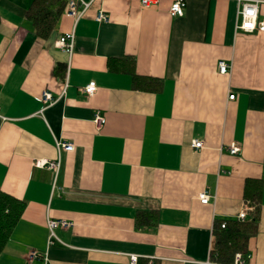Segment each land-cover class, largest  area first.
<instances>
[{"label": "crops", "instance_id": "1", "mask_svg": "<svg viewBox=\"0 0 264 264\" xmlns=\"http://www.w3.org/2000/svg\"><path fill=\"white\" fill-rule=\"evenodd\" d=\"M84 1L76 25L64 10L41 36L28 21L33 0H0V192L25 203L0 264H234L214 260L215 230L249 216L252 199L256 233L239 253L264 264V31L237 29L234 0H186L183 16L170 14L174 0ZM72 31L70 56L58 41ZM45 91L63 96L44 109ZM58 141L74 150L59 154ZM144 211L157 212L156 226H137ZM49 219L71 226L51 237Z\"/></svg>", "mask_w": 264, "mask_h": 264}, {"label": "trees", "instance_id": "2", "mask_svg": "<svg viewBox=\"0 0 264 264\" xmlns=\"http://www.w3.org/2000/svg\"><path fill=\"white\" fill-rule=\"evenodd\" d=\"M67 0H33L29 11L28 21H30L41 36H47L56 26V23L65 10ZM135 87L141 86V78L133 70L130 71ZM145 80L144 78L142 79ZM163 81L159 79H149L147 86L160 91ZM254 209L244 220L225 221V228L222 224L216 227V243L213 251L214 260L219 262H233L237 253H246L249 239L256 233L259 219L258 199L251 200ZM25 203L6 193L0 192V254L8 242L10 235L21 217ZM158 223L157 212H138L137 226L140 228L156 226Z\"/></svg>", "mask_w": 264, "mask_h": 264}, {"label": "built area", "instance_id": "3", "mask_svg": "<svg viewBox=\"0 0 264 264\" xmlns=\"http://www.w3.org/2000/svg\"><path fill=\"white\" fill-rule=\"evenodd\" d=\"M238 4V16L239 23L237 24V29L242 30L246 33H255V32H263L264 31V20L260 18V8L264 4V1L261 0H234ZM160 0H141L142 7L149 9L157 6ZM187 3L186 0H174V2L170 6V14L172 16H183L185 13ZM90 7V3L85 2L84 0H67V5L65 9V14L72 18L75 21V25L77 22L83 17L87 9ZM97 21L103 22L108 21V15L104 11H99L97 15ZM75 34L74 31L65 34L58 41V46L62 48L65 52H67L70 56L73 53V45H74ZM230 70V65H228L224 61L219 62V71L221 74H227ZM67 87V85H66ZM97 85L95 82H90L86 86L82 88L83 93L86 96H93L97 91ZM66 88L64 89L65 92ZM65 94V93H63ZM63 96V95H62ZM60 97H54L49 91H45L42 94L41 101L44 103V109L53 105L56 101H58ZM236 95H230V99H235ZM0 117L2 116V106L0 104ZM105 122V118L101 115V113L97 112L94 117V123L98 129L102 127ZM57 148L59 150V154L62 151H73L74 145L69 142H57ZM203 146L202 141L197 139L193 140L192 147L196 149H200ZM228 151L236 155L241 151V147L237 143H231L227 146ZM37 167H48L50 169H54L56 171L60 168V161L53 162L47 159H41L36 161ZM211 196L208 193H202L200 195V201L203 204L210 203ZM247 210H243L237 217V220L241 221L246 218ZM48 227L51 232V237H55V230L63 227L68 228L71 226V223L68 221H60V220H48ZM225 222L222 224V228H225ZM49 244H53V241L50 240ZM42 256L36 250H31L29 252L28 258L30 260L40 259ZM250 257V256H248ZM245 256L242 253H237L235 255L234 264H246ZM138 261V257L135 255L131 256V264H136Z\"/></svg>", "mask_w": 264, "mask_h": 264}, {"label": "bare ground", "instance_id": "4", "mask_svg": "<svg viewBox=\"0 0 264 264\" xmlns=\"http://www.w3.org/2000/svg\"><path fill=\"white\" fill-rule=\"evenodd\" d=\"M88 9H89V8H88ZM88 9H87V10H88Z\"/></svg>", "mask_w": 264, "mask_h": 264}]
</instances>
